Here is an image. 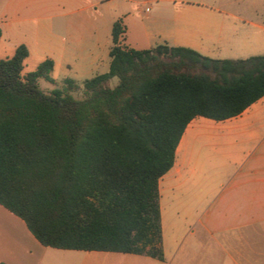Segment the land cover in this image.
Wrapping results in <instances>:
<instances>
[{
	"label": "trees",
	"instance_id": "obj_1",
	"mask_svg": "<svg viewBox=\"0 0 264 264\" xmlns=\"http://www.w3.org/2000/svg\"><path fill=\"white\" fill-rule=\"evenodd\" d=\"M125 34L119 19L109 71L86 79L81 99L73 79L40 88L55 82L50 58L23 75L25 45L0 60V205L45 247L163 261L160 180L192 120L232 119L264 98V56L138 50Z\"/></svg>",
	"mask_w": 264,
	"mask_h": 264
},
{
	"label": "rangeland",
	"instance_id": "obj_2",
	"mask_svg": "<svg viewBox=\"0 0 264 264\" xmlns=\"http://www.w3.org/2000/svg\"><path fill=\"white\" fill-rule=\"evenodd\" d=\"M28 1V8L22 16L31 21L19 24L15 34V39L24 42L31 54L25 60L22 74L26 75L37 68L40 55L54 52L58 58V53L64 48L72 53L68 57L73 62V55H76L80 69L70 75L57 70L52 75L56 78L54 83L40 79L39 86L50 93L62 89L65 79H74L79 87L73 93L77 99L83 97V82L86 79L109 71L112 27L119 19L125 24L127 43H132L138 50L161 44L181 46L202 41L207 57L222 60L255 56L238 52L237 49L244 38L255 36V29L250 24L264 25V0ZM2 8L3 1L0 0V13ZM197 26L205 27L206 32L199 34ZM37 52L39 54L36 56ZM257 54L264 56V53ZM0 55L1 58L9 56L1 51ZM117 82V78H113L111 85ZM231 149L230 141L221 130H202L193 137L187 157L189 168L180 181L183 185H176L173 181L163 198L169 250H174L177 241L190 230L182 221L190 216L191 208L196 211L206 206L197 203L199 189L192 192V182L206 185L217 178L216 173ZM182 163L178 164L177 173L184 169ZM182 244L179 256L182 255L184 261L191 264L190 234ZM200 261L195 262L206 264Z\"/></svg>",
	"mask_w": 264,
	"mask_h": 264
},
{
	"label": "crops",
	"instance_id": "obj_3",
	"mask_svg": "<svg viewBox=\"0 0 264 264\" xmlns=\"http://www.w3.org/2000/svg\"><path fill=\"white\" fill-rule=\"evenodd\" d=\"M2 1L0 51L9 56L1 58L0 55V60L12 57L18 46H26L24 42L15 39V34L19 24L31 21L22 16L28 8V0ZM250 26L255 29V36L244 38L237 50L256 56L257 53H264V25L252 23ZM197 27L199 34L206 32L205 27ZM49 31L53 35L51 30ZM126 45L134 48L127 40ZM174 47L190 48L207 57L202 41ZM38 54L37 52L36 56ZM71 54L64 48L58 53V58L54 52H49L40 55V63L50 58L54 61V72L58 70L65 75L77 73L76 70L81 66L77 63L76 55H73L75 62L70 60L68 56ZM93 64H96L95 58ZM54 79L56 80L55 77ZM202 130H221L230 141L232 149L217 171V178L206 185L192 182L191 191L199 189L197 203L206 206L196 211L191 208L190 216L182 221L190 230L177 241L175 249L171 251L167 247L168 224L164 216L163 198L173 181L176 185H183L180 181L189 168L187 157L190 145L193 137ZM181 162L184 169L177 173L176 168ZM159 191L163 261L133 254L45 247L20 218L0 205V263L187 264L179 254L185 237L190 234L191 264H197L198 259L206 264H264V98L232 119L216 122L198 117L192 120L178 145L174 167L160 180Z\"/></svg>",
	"mask_w": 264,
	"mask_h": 264
}]
</instances>
